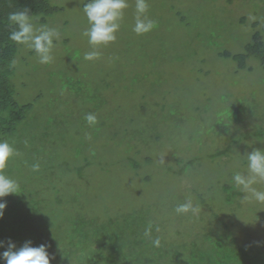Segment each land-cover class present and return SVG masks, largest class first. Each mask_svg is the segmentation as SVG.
Returning <instances> with one entry per match:
<instances>
[{"label":"rangeland","instance_id":"1","mask_svg":"<svg viewBox=\"0 0 264 264\" xmlns=\"http://www.w3.org/2000/svg\"><path fill=\"white\" fill-rule=\"evenodd\" d=\"M50 1L59 10L34 22L59 30L55 59L40 64L34 51L19 44L13 83L21 102L40 95L41 119L59 117L68 128L50 141L57 143L52 162L63 163L59 186L78 179L88 156L71 148L88 136L77 129L83 125L78 120L101 103L96 113L106 121L102 135L89 138L100 154L84 169L82 200L92 192L113 214L151 211L170 221L168 234L179 228L186 239L210 238L205 232L223 230L225 223L240 245L260 250L264 205L244 201L230 180L246 165V152L264 149V66L250 56L241 68L223 53L244 52L256 32L264 40V0H149L147 15L157 26L143 35L132 30L135 0H129L117 40L101 46L95 61L83 59L91 50L82 35L89 26L83 12L88 0ZM80 81L99 90L95 99L85 96L90 88L79 91ZM55 125L43 122L42 132ZM128 128L140 137L137 142L131 143ZM66 189L73 210L81 201L75 183ZM188 195L194 205L205 201L198 214L180 217L175 206Z\"/></svg>","mask_w":264,"mask_h":264},{"label":"trees","instance_id":"2","mask_svg":"<svg viewBox=\"0 0 264 264\" xmlns=\"http://www.w3.org/2000/svg\"><path fill=\"white\" fill-rule=\"evenodd\" d=\"M24 9H28L31 16H38L40 21L59 10L50 0H0V139L14 142L18 155L10 159L6 172L21 185L20 194L5 198L8 206L3 219H0V240L11 238L18 246L26 240H31L34 245L48 243L49 251L55 253L56 257L52 264H264V243L256 251L252 247L240 245L237 234L230 230L228 224L219 225L223 230L216 227L205 230V235L210 238L186 239L179 228L168 234L170 221L154 216L151 211L132 209L121 213L119 209L117 214H113L92 192L82 200L84 169L92 164V158L100 154V147L96 142L89 141V138L100 137L101 124L106 122H100L97 118V124L90 126L84 116L87 113L95 114L101 103L88 108L78 120L83 125L77 129L88 136L78 140L71 148L75 149L77 156L87 153L88 156L84 164L79 166L78 179L74 178L69 184L75 183L76 201H81L76 202L73 210L69 204L66 205V188L69 185L59 186L62 175L57 171L63 170V163L52 162L50 153L57 143L50 141L53 135L68 133V128L64 122L58 121L59 117L41 119L36 105H39L40 95L36 99L21 102L23 98L17 96L13 83L15 65L12 61L16 58L19 44L9 39L13 26L9 25L8 15ZM223 55L232 57L241 68L248 65L250 56L257 57L264 66V40L261 33L254 34L244 52L233 54L225 51ZM84 88L87 91L91 89V95H85L88 100L95 99L99 94V90L80 81L79 91ZM45 121L57 123L56 130L42 132L41 125ZM84 126H87V130ZM122 132L121 135H124ZM126 132L131 135V143L140 139L139 136H132L129 128ZM193 161L189 160L188 163ZM34 163H39V171L32 170L31 165ZM104 168L107 169V165ZM56 178L57 181H54ZM200 200L205 201L204 198ZM200 200H197L199 206ZM183 201L181 199L178 203ZM150 222L153 224V238H161L160 247H154L144 236V230ZM157 226L159 232L155 231ZM217 234L227 237L213 241L211 237ZM204 243L208 247H203Z\"/></svg>","mask_w":264,"mask_h":264},{"label":"clouds","instance_id":"3","mask_svg":"<svg viewBox=\"0 0 264 264\" xmlns=\"http://www.w3.org/2000/svg\"><path fill=\"white\" fill-rule=\"evenodd\" d=\"M129 7V0H88L83 4V12L88 21V27L82 35L87 37L91 50L83 54L85 61H95L102 55L101 46H107L117 40V32L121 27V22L125 17V10ZM149 0H135V17L133 32L143 35L152 31L157 22L147 15ZM254 19V18H253ZM39 17L30 15L28 9L9 13L8 22L13 26L9 39L17 44L25 45L35 52L38 63L51 64L55 57L53 55L56 42L60 40V32L55 27L46 24L37 25ZM18 61L13 59L12 64ZM85 121L90 126L97 124V116L94 113H87ZM27 145V141L24 142ZM18 155L14 142L8 139H0V219H3L9 195L21 193L20 182L7 174L6 169L11 158ZM246 165L234 171L230 183L232 187L244 193L243 200L247 202L255 201L264 205V149L254 148L245 153ZM33 171H39V163L31 165ZM176 214H198L199 204L193 203L190 195L185 200L178 203L174 209ZM153 224L150 222L144 230L154 247H160L161 238L152 236ZM159 232L160 228L155 227ZM259 243V242H258ZM0 264H52L55 260V253L49 251L48 243L34 245L31 240H26L22 245H17L11 238L0 240Z\"/></svg>","mask_w":264,"mask_h":264}]
</instances>
